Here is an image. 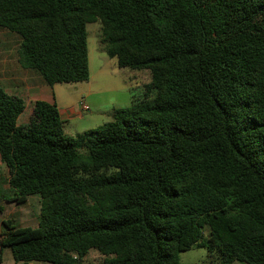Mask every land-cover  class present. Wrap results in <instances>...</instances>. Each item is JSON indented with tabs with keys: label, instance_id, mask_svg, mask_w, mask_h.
I'll return each instance as SVG.
<instances>
[{
	"label": "trees",
	"instance_id": "1",
	"mask_svg": "<svg viewBox=\"0 0 264 264\" xmlns=\"http://www.w3.org/2000/svg\"><path fill=\"white\" fill-rule=\"evenodd\" d=\"M120 68L149 71L143 98L81 138L55 103L0 86L9 202L40 197L37 228L3 221L16 264H264V0H0V29L44 84L90 79L87 24Z\"/></svg>",
	"mask_w": 264,
	"mask_h": 264
},
{
	"label": "rangeland",
	"instance_id": "2",
	"mask_svg": "<svg viewBox=\"0 0 264 264\" xmlns=\"http://www.w3.org/2000/svg\"><path fill=\"white\" fill-rule=\"evenodd\" d=\"M87 31L90 79L78 83L56 84L51 88L49 86L46 88L50 98L53 96L51 89L54 88V94L62 108L74 105L77 111H81L80 114L64 122V129L69 136L77 140L82 153H85L81 144L83 133L112 121L113 111L130 107L133 98H143L144 87L151 80L149 71L120 68L117 59L107 55L102 43L100 21L88 23ZM20 44L21 39L18 35L0 29V85L2 86L9 87L12 83L17 84L19 80L10 79L17 75H29L33 81H39L36 73L21 68L18 62ZM26 81L28 82L29 79ZM83 105L87 106L88 112H82ZM28 108L27 103L26 109ZM21 121L23 122V118ZM5 167L0 162V230L4 229L2 223L5 220H12L13 224L18 227L37 228L41 206L40 197L30 196L23 203L9 202V199L13 197V192L8 185L9 173ZM179 258L184 264H217L203 248H193L182 252ZM4 259L6 263H12L14 260L9 248L5 249ZM104 259V255L91 249L82 264H101Z\"/></svg>",
	"mask_w": 264,
	"mask_h": 264
},
{
	"label": "crops",
	"instance_id": "3",
	"mask_svg": "<svg viewBox=\"0 0 264 264\" xmlns=\"http://www.w3.org/2000/svg\"><path fill=\"white\" fill-rule=\"evenodd\" d=\"M18 62H19V60H18ZM22 69H24V68H22ZM24 70H27V69H24ZM28 71H30V70H28ZM31 72H33V71H31ZM13 78L16 79L17 81L19 80L17 84L12 83L9 87H5L2 85H0V86H2L7 91V93H9L11 95H17V96H20L21 98H23L25 105H27V103L29 104V108L28 109L25 108V111L19 117V119H18L19 124H22V123L26 124L29 121L30 116L33 112L35 102L38 100H43V101H46L49 103H55L59 109L61 119L64 122L66 120L70 119V117L81 113V111L76 110L74 105L70 106V107L62 108L61 105L58 103L56 94H54V88L53 87L51 89L53 91V96H52V98H50V96L48 95V89H46V88H48V85L43 83L40 76H39V81H36V82L33 81V79L29 78V75L12 76L10 79H13ZM27 79H29L28 82L26 81ZM49 87L51 88V86H49ZM22 118H23V122L21 121ZM65 133H66V131H65ZM2 231H3V229L0 230V233ZM4 254H5V250L3 252V256H2L3 258H2L1 264H16L14 260L12 263H10V262L6 263V260L4 259ZM32 264H36V263H32Z\"/></svg>",
	"mask_w": 264,
	"mask_h": 264
},
{
	"label": "built area",
	"instance_id": "4",
	"mask_svg": "<svg viewBox=\"0 0 264 264\" xmlns=\"http://www.w3.org/2000/svg\"><path fill=\"white\" fill-rule=\"evenodd\" d=\"M82 112H88L87 106H85V105L82 106Z\"/></svg>",
	"mask_w": 264,
	"mask_h": 264
}]
</instances>
